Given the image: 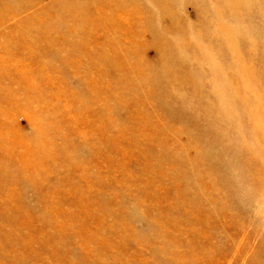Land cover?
I'll use <instances>...</instances> for the list:
<instances>
[{"label":"rangeland","instance_id":"1","mask_svg":"<svg viewBox=\"0 0 264 264\" xmlns=\"http://www.w3.org/2000/svg\"><path fill=\"white\" fill-rule=\"evenodd\" d=\"M0 264H264V0H0Z\"/></svg>","mask_w":264,"mask_h":264}]
</instances>
